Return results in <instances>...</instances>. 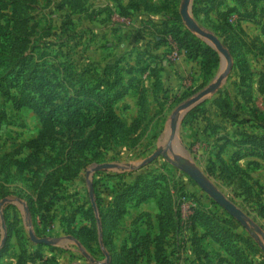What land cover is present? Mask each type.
<instances>
[{
	"label": "rangeland",
	"instance_id": "rangeland-1",
	"mask_svg": "<svg viewBox=\"0 0 264 264\" xmlns=\"http://www.w3.org/2000/svg\"><path fill=\"white\" fill-rule=\"evenodd\" d=\"M61 1L0 0L3 31L13 29L18 33L25 28L22 34L27 31L26 39L32 44L66 42L63 49L49 46L46 52L53 57L62 56L61 60L73 61L71 66L79 68L74 72L75 82L84 79L95 85L104 78L110 85L121 71L125 83L141 76L147 89L146 106L141 111L139 94L131 90L114 105L116 114L124 122L123 128L108 130L105 138L95 144H89V134L75 136L76 147L69 150L66 119L57 128L56 140L50 138L45 144V138L36 146L33 142L43 126L40 117L27 107L16 109L0 92V250L5 244L8 247L0 264H17L21 254L17 229H20L23 241L28 243L29 251L38 249L30 239V230L38 238L71 237L61 240L58 246L41 247L50 264H63L65 261L61 256L65 253L68 255L67 264H93L91 260L103 264L108 260L106 253L111 264V254L105 249L101 237L103 252L94 233L91 236L93 243L86 246L71 235L75 227L88 224L76 210L89 203L90 189H93L95 203L100 197L105 200L104 205L120 185L143 179L154 184L142 194L154 191L168 196L183 219H187L197 206L211 211L219 219L229 217L220 205H213L212 198L197 184L193 185L190 177L180 169L179 165L187 160L198 166L248 215L251 227L263 234V246L241 226L235 233L240 249L238 260L210 238L202 240V252H195L189 240V229L183 228L166 242L170 264H264V158L248 156L235 163L232 156L237 148L228 145L220 151L222 142L217 144V138L206 134L215 124L224 129L221 137L229 134L235 138L247 132L263 134L258 125L264 124V0H246L244 4L223 0L224 4L217 11L197 16L192 6V15L203 29L215 34L222 43L229 37L237 46H242L249 71L253 73V86L250 91L240 89L235 81L237 70L230 69L217 91L194 107L201 106L199 117L189 124H184L183 119L178 150L170 146L171 120L178 118L177 109L182 103L215 81L221 69L220 57L219 65L210 75L200 74L199 65H196L189 75L183 77L168 58L172 38L168 36L167 44L154 48L157 30L164 20L180 12L183 0H87L84 7H60ZM230 7H237L244 13L255 12V21L239 22L234 13L228 20L231 26H226L222 17ZM238 22L240 27L236 24ZM3 39L5 37L0 40V53L10 57L13 52L5 49ZM243 56L238 54L236 59ZM106 66H112L113 72L102 76ZM146 66L161 67L162 74L160 71L159 78H154L148 72L141 73L142 67ZM225 88L229 89L239 116L251 119V123L231 124L221 117L210 101ZM158 150L161 153L153 161L140 166ZM252 161L258 165H252ZM104 165L107 168H101ZM53 188L65 199L46 212L47 193ZM5 199L12 201L4 202ZM134 205L139 204L133 202L129 215L114 234V247L122 245L130 235L132 217L138 215L139 209ZM144 207L152 210L153 215L157 212L154 202ZM141 231H145V226ZM50 251L52 256L47 253ZM82 255L87 259L81 258ZM140 264L147 263L142 260Z\"/></svg>",
	"mask_w": 264,
	"mask_h": 264
},
{
	"label": "trees",
	"instance_id": "trees-1",
	"mask_svg": "<svg viewBox=\"0 0 264 264\" xmlns=\"http://www.w3.org/2000/svg\"><path fill=\"white\" fill-rule=\"evenodd\" d=\"M235 1L241 4L246 2V0ZM86 2L87 0H62L60 7H84ZM223 4V0H193V13L195 16L212 13L217 11ZM234 13L238 16L239 22L242 20L255 21V12L244 13L237 7H230L227 14L222 17L226 26H231L228 20L229 16ZM91 17L93 18V15H90ZM239 22L236 24L240 27L241 23ZM257 23L259 22L257 21ZM25 30L24 28L18 33L13 29L3 31V25L0 24V40L5 37V40L3 39L5 49L13 52L10 57L3 56L0 53V92L12 101L16 109L30 108L40 117L43 126L39 136L33 142L36 143V146L44 142L45 138H47L45 144L49 142L50 138L51 141L56 140L57 128L63 119H66L68 140L70 139V141H67L69 150L76 147L75 136L80 137L81 134H89V144H95L98 140L105 138L108 130L114 131L123 128L124 122L116 114L114 105L128 95L131 90L137 91L141 111L145 110L147 89L143 85L141 76L133 77L125 83L122 82L120 74L123 71H121L117 78L112 79L110 85L105 83L103 77L95 85L84 79L80 83L75 82L73 77L77 67L71 66L73 61L69 59L61 60L62 56L53 57L46 52L49 46L63 49L67 45L66 42L55 41L54 43L32 44L26 39L27 31L22 34ZM157 32L158 35H155V49L167 44V37H171L172 41L177 44L178 49L185 52L187 59L198 62L200 74L203 76L210 75L219 65V53L203 40L197 38L185 26L180 12H176L172 17L164 20ZM23 35L24 37H22ZM224 41L223 44H225L233 58L231 69L233 72L237 70L236 86L250 91L253 86L251 83L253 73L249 71L246 58L243 56L242 46H237L238 44L231 41L229 37ZM243 43L247 45L245 41ZM238 54L243 56L239 60L236 59ZM151 66L142 67L140 72H148V75L159 78L158 74L162 68ZM112 68V66H106L102 76L111 75ZM105 85L107 88H105ZM210 102L219 110L221 117L231 124L245 125L252 122L251 119L239 116L235 110V101L229 89L225 88L224 91H219L218 96ZM200 108L201 106L191 110L185 116L183 123L189 124L195 121L200 115ZM91 127L92 129L88 131ZM258 127L262 129L263 134L247 132L240 137L238 134L233 138L229 134L221 137L224 129L219 124H215L213 129L206 131V134L207 137L217 138V144L222 142L219 146L220 151L228 145H234L237 149L232 156V160L238 163L248 156L264 158V124L258 125ZM218 158H220V155ZM250 163L258 165L256 161ZM68 179L69 177L65 180ZM189 179L193 185H196L191 178ZM143 183L144 185H142ZM151 184L154 183L140 179L129 185H120L112 192V199L104 205L105 200L97 197L96 208L91 200L88 204L84 203L77 208L76 213L81 214L88 224L75 227L71 231V235L86 246V244L93 243L94 239L91 236L94 233L96 242H98L103 252L99 241V237H101L105 249L113 256L111 264H140L142 260L147 264H170L166 242L171 235L176 234L180 229L188 228L190 232L189 240L195 252H202L204 250L202 240L210 238L231 257L238 260L240 249L236 242L235 233L241 227V224L235 218L229 216L219 219L212 215L211 211L197 206L193 208L187 219H183L181 214L176 212L175 204L168 196L159 195L154 191L142 194L143 190L151 188ZM47 194H49V197L46 212H49L57 202L65 199L64 195H59L60 193L54 188L49 190ZM140 194H142L141 197ZM149 199H154L158 206V234L153 235L154 224L151 216L149 213L144 212L133 221L132 232L118 251L114 247L113 237L121 220L127 214L129 205L133 202L140 205ZM211 203L218 205L213 199H211ZM142 226L147 229L145 234L141 233ZM16 232L21 251L17 264H32L37 261L46 264L49 262V258L46 259L40 249L43 246H52L37 244V250L29 251L28 243L23 241L20 229H17ZM247 232L263 246L261 239L263 234L260 230L251 227L247 229ZM99 233L101 234L99 235ZM7 248L5 244L0 250V260L6 255ZM81 258L85 259L86 257L82 255Z\"/></svg>",
	"mask_w": 264,
	"mask_h": 264
},
{
	"label": "water",
	"instance_id": "water-1",
	"mask_svg": "<svg viewBox=\"0 0 264 264\" xmlns=\"http://www.w3.org/2000/svg\"><path fill=\"white\" fill-rule=\"evenodd\" d=\"M193 0H183L180 8V14L183 21L185 22L187 28L202 38L208 45L213 47L221 57V69L219 75L216 77L215 81L207 88L200 91L193 98L182 103L177 111L179 112L178 118H173L170 123V146L174 150H178L179 146V128L185 117V115L192 110L195 106L203 103L211 95H213L217 89L222 85L226 79L228 72L232 67V57L224 46L222 41L213 33L203 29L195 20L192 15ZM161 151H156L148 160L140 164L144 166L145 164L153 161ZM180 169L190 177L210 198H212L218 205H220L230 216L235 218L243 228L250 229L251 223L248 215L239 208L233 201H231L221 190H219L212 181H210L203 171L196 166L191 161L187 160L179 165ZM101 168H107V165L101 166ZM91 201L93 206L96 208V203L94 200L93 189H90ZM12 200L5 199L4 202ZM2 204V202L0 203ZM262 233V232H261ZM30 239L36 244H46L52 245L57 244V240L49 238H38L32 230L29 232ZM71 238V237H70ZM4 243V242H3ZM80 246L79 243H77ZM88 258V255L84 253ZM107 261L103 264H109V255L106 253ZM94 262V260H91Z\"/></svg>",
	"mask_w": 264,
	"mask_h": 264
},
{
	"label": "crops",
	"instance_id": "crops-1",
	"mask_svg": "<svg viewBox=\"0 0 264 264\" xmlns=\"http://www.w3.org/2000/svg\"><path fill=\"white\" fill-rule=\"evenodd\" d=\"M162 64H164V63H162ZM161 65V64H160ZM198 66L199 64H198V62L197 61H193V60H190V59H184V60H180L177 64H174V68L176 69V70H178V71H180V76H183V77H185V76H187V75H189L191 72H192V70H193V67L194 66ZM200 68V67H199ZM200 70V69H199ZM197 71V70H196ZM199 72V71H198ZM161 74H162V71H161ZM161 77H162V75H161ZM132 93V92H131ZM151 202H154V204H156V207H157V209H156V213H155V215H153L152 214V210L150 211V210H148V209H146L144 206H146V205H148V204H150ZM133 206V203H131L130 205H129V207H128V212H127V214L123 217V219L121 220V222H120V224H119V228H121V226H122V223H123V221H124V219H126V217L129 215V210H130V208ZM134 206H137V205H134ZM137 207H139V209H137L138 210V215H136V216H134V217H132V220H131V228H132V223H133V221L136 219V217L137 216H139L140 214H142V213H144V212H147V213H149L150 214V216H151V219H152V222H153V224H154V234L153 235H156V234H158V229H159V227H158V220H157V215H158V213H159V210H158V206H157V203H156V201L154 200V199H149L147 202H144V203H142V204H140V205H138ZM143 227V226H142ZM142 227H141V229H142ZM119 228H118V230H119ZM100 232V231H99ZM131 232H132V230H131ZM131 232L129 233V234H131ZM147 232V229H146V227H145V231L144 232H142L141 231V233L142 234H145ZM101 233H99V235H100ZM68 239H70V237H64V238H59V239H55V240H57V244H59L60 243V241L61 240H68ZM125 241V240H124ZM36 244V243H35ZM57 244H52V245H50V246H58ZM121 246L122 245H120V246H115L116 247V249L119 251L120 250V248H121ZM54 251H57V250H54ZM43 253H44V251H42ZM63 252H65V251H63ZM48 254H51L50 256H52V251H50V252H47ZM44 257L46 258V259H48V256L47 255H44ZM112 257V262H113V256H111ZM51 258V257H50ZM61 260L62 261H65L63 264H67L68 263V261H66V260H68V255H67V253H65V254H63L62 256H61ZM111 262V263H112ZM96 264V263H98V262H96V261H94L93 262V264ZM32 264H44V263H42V262H40V261H37V262H35V263H32ZM47 264H50V263H47Z\"/></svg>",
	"mask_w": 264,
	"mask_h": 264
},
{
	"label": "built area",
	"instance_id": "built-area-1",
	"mask_svg": "<svg viewBox=\"0 0 264 264\" xmlns=\"http://www.w3.org/2000/svg\"><path fill=\"white\" fill-rule=\"evenodd\" d=\"M168 58L177 64L180 60L186 59L185 52L179 50L177 44L171 41L170 48L168 50Z\"/></svg>",
	"mask_w": 264,
	"mask_h": 264
}]
</instances>
